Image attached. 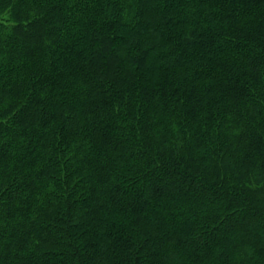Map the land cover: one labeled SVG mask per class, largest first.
Segmentation results:
<instances>
[{"label":"trees","instance_id":"obj_1","mask_svg":"<svg viewBox=\"0 0 264 264\" xmlns=\"http://www.w3.org/2000/svg\"><path fill=\"white\" fill-rule=\"evenodd\" d=\"M0 264H264V0H0Z\"/></svg>","mask_w":264,"mask_h":264}]
</instances>
